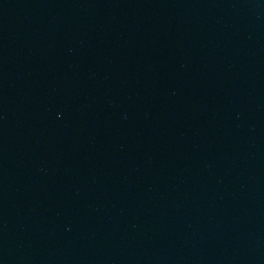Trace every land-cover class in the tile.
Masks as SVG:
<instances>
[{
    "label": "water",
    "instance_id": "obj_1",
    "mask_svg": "<svg viewBox=\"0 0 264 264\" xmlns=\"http://www.w3.org/2000/svg\"><path fill=\"white\" fill-rule=\"evenodd\" d=\"M0 264H264V0H0Z\"/></svg>",
    "mask_w": 264,
    "mask_h": 264
}]
</instances>
